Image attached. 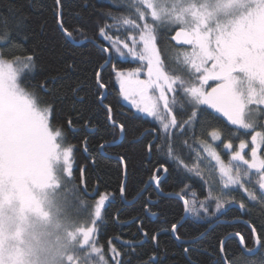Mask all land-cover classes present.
Masks as SVG:
<instances>
[{
  "label": "snow or ice",
  "instance_id": "1",
  "mask_svg": "<svg viewBox=\"0 0 264 264\" xmlns=\"http://www.w3.org/2000/svg\"><path fill=\"white\" fill-rule=\"evenodd\" d=\"M55 3L60 6L61 0ZM113 7L115 13H101L110 23L92 24L97 35L90 42L95 45L96 40H101L96 45L103 61L101 69L112 61L117 64L139 61L147 70L146 79L139 78L142 71L139 67L115 73L124 99L152 118L151 129L139 135L136 129H131L133 142L143 144L148 157H157L148 170V180L143 181L139 189L141 194L148 193L143 210L150 216L157 215L147 207L148 204L156 207L158 203L151 199L149 189L163 197L162 185L173 176L175 166L174 178L184 187L168 195L182 201L184 215L171 223L172 236L180 239L179 229L190 220L211 225L232 213H236L233 226L247 224L248 221L239 220L240 213L249 214L245 200L264 210V0H115ZM16 17L15 9H9L6 16L0 17V31L4 32L0 49L7 48L19 34L22 20ZM57 17L59 31L68 46L84 42L77 41L73 35L77 32L84 36V23L69 30L59 13ZM164 30H174L170 40L189 48L181 51L175 47H159ZM88 39L84 37L85 41ZM104 41L108 42L107 47ZM7 55L0 50V178L23 180L38 167L49 178L60 172L70 182L76 148L67 132L77 131L74 123H82L90 132L112 136L111 140L99 143L101 153L106 148L120 147L128 139L130 129L115 118L113 106L107 102L109 93L101 91L106 85L100 71L94 73L96 90H89L87 98L80 97L73 89L76 99L89 104V112L95 108V115L91 118L81 115L75 122L69 120L65 131L54 122L51 98L41 95L50 90V85L54 89L57 78L33 84L36 67L33 55L5 59ZM112 67L115 69L114 64ZM209 81L215 82V86L209 85ZM208 128L211 131H207ZM198 130L216 142L213 146L208 139L197 141L206 154L201 158L197 153V160L206 161L207 174L200 163L189 166L186 160L191 157L184 155L187 140L182 141L181 137L191 134L195 139ZM148 136L152 138L145 143ZM247 136L251 137L250 141L243 138ZM236 140L238 146L234 144ZM84 143L87 151V140ZM249 147L250 152H246ZM218 149L228 155L227 160ZM119 159L125 161L127 156ZM181 169L202 180L207 192L202 190L198 197L196 191L191 190L192 185L185 183L193 177L181 176ZM72 185L87 204L80 186ZM190 191L192 199H186ZM119 194L123 200L124 184ZM238 194L240 199H237ZM94 195L98 198L91 214V226L82 232L87 252L84 264H131L123 258L128 252L117 251L110 241L108 252L112 255L108 257L95 238L96 225L102 223V209L114 205L116 197L100 192L99 188ZM256 231L253 227V236ZM144 235L145 239L138 244L131 241L128 247H143L148 233ZM200 236L185 243H195ZM231 236L239 237L240 252L245 256L264 254V239L260 236H255V248L245 246V237L239 231ZM156 239L155 235L151 236L152 241ZM221 245L223 252L224 239ZM184 252L190 258V248L186 247ZM221 259H215L213 264H221ZM150 262L159 264V259L153 254ZM260 264H264V260Z\"/></svg>",
  "mask_w": 264,
  "mask_h": 264
},
{
  "label": "trees",
  "instance_id": "2",
  "mask_svg": "<svg viewBox=\"0 0 264 264\" xmlns=\"http://www.w3.org/2000/svg\"><path fill=\"white\" fill-rule=\"evenodd\" d=\"M114 3L115 0H61V5L57 6L55 0H0V17L6 16L9 9H15L16 19L22 20L19 34L14 36L12 44L0 50L8 53L5 59H11L14 56L33 55L36 62L35 79L31 81L33 84L42 83L51 77L57 78L54 89L50 85V90L47 93L41 92V95L45 96L46 99L51 98L53 101L54 112L52 115L58 126H63L67 131L69 120L75 122L81 115L86 114L88 118L95 115V108L93 107L92 111L89 112V104L76 99L73 95V89L77 90L80 97L87 98L89 90L92 92L96 90L94 73L100 70L103 83L106 85L105 89L109 93L107 102L114 109L113 115L118 121L125 122L130 129L128 139L120 147L106 148L103 153L99 151L98 145L104 139L111 140V135L103 132L99 134L90 132L82 123H74L73 126L77 131L67 132L69 141L76 148L74 153L75 166L70 183L79 185L80 193L86 197L95 198L94 193L97 188L100 192H108L116 197L114 205L102 209V223L96 225L98 229L96 239L104 247L108 257L110 256L108 252L110 241L117 251L128 252L129 255L123 258L126 261L130 260L131 264H151L150 258L153 257V254L159 259V264H213L214 260L221 259L222 255L225 261L221 259V264H260L261 260H264V254H257L255 257L245 256L240 252L238 237L230 236L225 239L224 251L221 253V239L236 231L245 237L244 243L247 248L255 247V238L246 224L232 225L236 213L222 216L220 220L214 221L211 225L205 221L190 220L185 223L177 233L182 241H191L193 237L204 233L197 242L189 244L179 242L171 235V223L178 221L184 214L180 200L169 196H157L154 191L149 189L151 199L158 203L156 207H152L151 204H148L147 207L149 211L156 212L157 215L150 216L148 212L143 210L148 199V193L141 194L139 189L143 187L142 182L148 180L150 175L148 170L156 163L157 157H148L144 145L133 142L131 129H136V133L139 135V133L153 127L152 119L135 112L131 106L122 100L115 75L116 71L129 68L139 67L143 69V63L137 61L117 64L116 61H112L111 64L105 65L101 69L100 64L103 61L100 59V50L96 47L101 43V40H96L95 45L90 42L97 35L92 24L110 23V21L102 18L101 13L107 11L115 13ZM58 13H60V19L67 22L66 26L69 27V30L81 27L82 23L85 24L84 36L73 32L77 41L83 40L85 36L89 39L75 46H68L64 35L58 28ZM89 18H91V23H88ZM173 31L164 30L161 33L164 38L158 46L175 47L181 51L189 48V46H176L170 40ZM3 36L4 32L0 31V37ZM3 44L4 41L0 40V45ZM104 45L107 47L108 42L104 41ZM113 64L115 69L112 67ZM209 85L214 86L215 82L209 81ZM207 131H211V128H208ZM151 138L148 136L145 143ZM243 138L250 141L251 137ZM199 139H208V142L215 146L216 142L211 141L206 134L201 135L199 130L195 139L192 138L191 134L181 137L182 141L187 140L184 155L191 157V159L186 160L189 166L200 163L197 160V153L200 156L203 155L197 142ZM85 140H87V151L84 150ZM238 143V140L234 141L236 146ZM123 155L127 156V160L123 161L126 179L124 200H121L119 188L123 181V164L119 157ZM221 155L225 160L228 159V155L224 154L223 151H221ZM150 159L151 164L149 163ZM205 163L200 164L201 168H205ZM172 171L173 176L169 177L167 182L162 185L164 193L178 192L180 188L184 187V184H179L174 178L175 166H173ZM205 174H207L206 168ZM180 175L193 177L186 179L185 183L192 185L191 190L196 191L198 197L202 190L207 192V186L203 185V181L196 178L194 174L186 173L181 169ZM85 190L90 192V195ZM185 198L192 199L191 191ZM200 198L202 199V197ZM240 198L238 194L237 199ZM245 203L249 205V214L240 213L239 220L248 221L257 229V236L264 239V228H262L264 210L259 205H251L247 200ZM237 212L239 213L238 208ZM141 228L143 231H140ZM145 233H148V237L143 247L137 246L134 249L128 247V243L131 241H136L138 244L140 240L145 239ZM153 235L157 237L156 241L151 240ZM186 247L190 248V258L184 252Z\"/></svg>",
  "mask_w": 264,
  "mask_h": 264
},
{
  "label": "rangeland",
  "instance_id": "3",
  "mask_svg": "<svg viewBox=\"0 0 264 264\" xmlns=\"http://www.w3.org/2000/svg\"><path fill=\"white\" fill-rule=\"evenodd\" d=\"M140 76L147 78L146 68ZM70 182L60 172L49 178L38 167L23 180L0 178V264H84L82 232L91 226L98 197L83 195L84 204Z\"/></svg>",
  "mask_w": 264,
  "mask_h": 264
},
{
  "label": "water",
  "instance_id": "4",
  "mask_svg": "<svg viewBox=\"0 0 264 264\" xmlns=\"http://www.w3.org/2000/svg\"><path fill=\"white\" fill-rule=\"evenodd\" d=\"M60 14V13H59ZM59 17H60V15H59ZM174 35V34H173ZM79 41H85L84 39L83 40H79ZM176 46H187V45H179V44H177L175 41H172ZM100 71V70H99ZM103 91H106V89H103ZM121 162H122V164H123V181H122V184H125V179H126V170H125V166H124V162L122 161V160H120ZM169 193H165V195L164 196H169L168 195ZM169 197H171V196H169ZM123 200H124V198H123ZM127 202V201H126ZM182 202V201H181ZM127 203H129V202H127ZM184 215V214H183ZM248 227H249V229L251 230V232H252V228H253V226L250 224V223H247L246 224ZM231 234L232 233H230L229 235H227L226 237H224L223 239H224V241H225V239H227L228 237H230L231 236ZM255 236H257V234H255ZM255 236H254V238H255ZM174 237V236H173ZM175 238V237H174ZM239 238V237H238ZM176 239V238H175ZM176 240H178L179 242H185V241H182L181 239H176ZM221 247H222V245H221ZM255 247H257L256 246V244H255ZM254 247V248H255ZM222 253V252H221ZM222 255V254H221ZM222 257H224L223 255H222ZM224 261H225V259H223Z\"/></svg>",
  "mask_w": 264,
  "mask_h": 264
},
{
  "label": "flooded vegetation",
  "instance_id": "5",
  "mask_svg": "<svg viewBox=\"0 0 264 264\" xmlns=\"http://www.w3.org/2000/svg\"><path fill=\"white\" fill-rule=\"evenodd\" d=\"M174 34V31L172 32V35ZM179 47H183V46H179ZM186 47V46H185Z\"/></svg>",
  "mask_w": 264,
  "mask_h": 264
}]
</instances>
